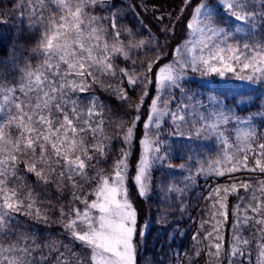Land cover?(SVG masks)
Returning a JSON list of instances; mask_svg holds the SVG:
<instances>
[{"label":"snow or ice","instance_id":"1","mask_svg":"<svg viewBox=\"0 0 264 264\" xmlns=\"http://www.w3.org/2000/svg\"><path fill=\"white\" fill-rule=\"evenodd\" d=\"M191 3L192 0H183L181 12ZM216 5L228 20L235 22L237 36L247 32L240 39L249 42H244L242 47L229 43L234 34L213 19ZM100 9L110 15H96ZM114 9L110 0H18L15 3L21 30H40L38 47L33 52L41 60L35 67L28 63L23 69H14L21 73L15 83L0 79V264H135L136 237L143 238L145 233L143 229L137 232V211L129 199L128 181L131 179L136 185L139 196H146L152 165L164 159L159 155L161 121L170 116L176 127L173 134L179 135L184 133L177 122L189 123L180 115L186 113L187 104L177 103L176 111L170 108L175 96L169 90L179 88L184 93L181 80L187 69L201 76L214 74L223 78L233 73L240 80L264 82V0H215V5L200 0L192 10L187 28L194 37L199 34L205 39L186 40L183 48L173 49V60L163 64L166 53L158 41L159 51L148 56L145 49L151 50L148 46L153 43L152 38L137 39L140 34L123 26L120 13ZM141 26L147 27L143 22ZM258 28L262 35L255 39ZM141 51L144 58L138 60ZM121 58L125 67H119ZM138 62L140 68L136 67ZM141 84L144 87L133 119L120 121L112 135L105 131L109 121L105 119L106 107L102 101L94 94L87 105L74 98L77 93H92L99 87L132 107L128 89L135 91ZM152 84L156 95L145 114V132L140 139L142 152L135 175L130 177V148L137 122L141 120L140 108ZM212 102L216 103L215 98ZM232 118L237 123L244 122L238 116ZM228 120L224 112H214L208 116L201 114L196 122L199 127L189 123L190 137L212 134L221 145L215 159L205 161L207 167L202 164L197 175L227 176L234 181L227 186L218 185L206 198L213 199V203L209 220L202 221L201 227L218 217L227 219V212L222 210L227 208L229 194H237L245 203L235 207L229 248H224L221 221L205 233V248L195 249L193 256L206 254L209 258L206 264H212L213 260L217 264H223L224 260L236 264L235 257L250 258L256 251V264H264V179L252 183L240 181L234 175L247 171L264 176V136L249 126L236 129L233 140L226 130L219 128L221 122L227 124ZM121 136L123 145L111 172L101 169L90 173L93 162L108 157L112 141ZM152 136L156 139H151ZM21 171L34 175L36 182L45 187L53 184L60 192L72 190L71 203L58 208V219L73 246H83L85 255L59 241L41 246L30 231L17 230L13 223L17 213L38 223L50 219L49 210H42L38 194L27 184ZM86 184H94L91 192H83ZM240 189L244 195H240ZM167 190L183 191L174 185ZM90 196L95 199H89ZM77 202L84 205L83 210L76 206ZM250 228L255 230L246 239L242 230ZM193 239L198 240V235Z\"/></svg>","mask_w":264,"mask_h":264},{"label":"trees","instance_id":"2","mask_svg":"<svg viewBox=\"0 0 264 264\" xmlns=\"http://www.w3.org/2000/svg\"><path fill=\"white\" fill-rule=\"evenodd\" d=\"M208 0H205V2ZM200 0H192L190 6L181 12L184 7L183 0H110L111 4L115 5L114 11L120 13V23L123 26L131 27L134 32L140 34L137 39L152 38L153 43L148 47L151 48L147 51L148 56H153L155 52L159 51L157 48V41L163 52L166 53L161 63H168L173 60V49L177 46L183 48L187 40L189 29L187 24L191 19L192 10L197 6ZM4 2L0 0V7H3ZM96 15L108 16L110 13L105 9L97 10ZM162 17V19H158ZM179 17V18H178ZM141 22L147 25L142 28ZM167 29V31H165ZM38 47V42L30 31L7 29L5 27V20L0 15V79L7 80L10 84L19 80L21 73L14 71V69H23L26 64L30 63L35 67L41 60L38 53L33 52V49ZM135 58V57H134ZM144 58V51L140 52L138 60ZM123 58L120 59L119 67H125ZM127 66L131 70V61L127 62ZM140 68L139 62L136 65ZM4 72L7 74L4 75ZM125 79V84H126ZM117 81H113V84ZM143 84L139 85L135 91L131 88L128 89L130 96L129 107L128 102H122L115 98L114 94L104 92L99 87L92 90V93L80 94L77 93L76 97L79 98L83 105H87L91 96L94 94L106 107L105 119L109 121L105 131L112 135L116 129V125L120 121L130 122L134 116V108L139 103V97L143 89ZM149 96L145 98L144 105L140 108L141 120L137 122L133 142L130 148L131 155L128 157L130 177L135 175V167L141 154L140 139L143 137L144 121L147 119L145 115L148 111V105L155 94V85H149ZM126 131V128H125ZM113 148L111 153L106 158H98L99 163L93 162L94 167L90 169L91 172L104 170L105 173L111 172L112 165L120 154V149L123 145L122 136L119 140L112 141ZM127 150V146H125ZM21 168L23 166L21 165ZM27 184L33 189L34 193L39 196L42 210L48 209L50 217L47 223H38L34 219L29 218L23 214L17 213L14 216L13 223L17 226L19 232H31L37 239L39 244L43 246L45 243L59 241L63 244H68L73 248V251L83 256L86 250L83 246H73V242L69 239V234L65 232L62 224L59 222L58 208L61 204L66 207L71 203V189H65L63 192L57 190L55 185L50 184L45 187L36 182L34 175L21 171ZM240 181H250L255 183L257 180L264 179L258 173H249L241 171L234 174ZM234 181L229 177H212L206 181H199V185L193 189L188 198V215L186 218L170 224L165 233L156 236L151 226L146 228L141 227L144 220L150 217L149 201L146 196L141 197L137 194L136 185L131 179L128 181V194L133 207L137 211V232L143 229L145 236L141 238L139 235L136 237V260L135 264H206L208 256L201 255L194 257V250L204 249L207 241L203 239L205 233L210 231L213 225H218L223 221L221 227V234L225 238L224 248L228 249L230 242L233 238L235 221V207L245 203L239 199L235 193L229 194L226 200L227 219L218 217L217 220L211 221L201 227L202 221L209 220V212L213 199H206L212 193L213 189L219 186H227ZM94 184H86L83 187V192H91ZM214 195V194H213ZM223 195V193H221ZM240 195H244L243 189H240ZM89 199H95L90 196ZM76 206L83 210L84 205L77 202ZM233 207V208H232ZM57 209L52 211V209ZM254 228L242 230L244 238H250ZM198 235V240H194L193 236ZM254 247V245H253ZM47 254V249H44ZM39 253H37V257ZM256 251H253L251 257L248 258L237 256L235 257L236 264H256ZM212 264H217L215 260ZM223 264H228L224 260Z\"/></svg>","mask_w":264,"mask_h":264},{"label":"rangeland","instance_id":"3","mask_svg":"<svg viewBox=\"0 0 264 264\" xmlns=\"http://www.w3.org/2000/svg\"><path fill=\"white\" fill-rule=\"evenodd\" d=\"M2 2H4V6L0 7V15L5 20V27L20 31V13L14 10L18 0H2ZM206 2L215 5V0ZM218 7L216 5L213 8V19L233 32L234 35L230 37L229 43L239 44L242 47L244 42H249L246 39H240V37L247 36L246 31L239 33L238 36L235 34V22L228 20L224 12L217 10ZM28 31L39 42L40 30L30 28ZM261 35L258 28L255 39H259ZM189 39L203 40L205 36L197 34L194 37L189 30L187 40ZM197 54H199L198 51ZM181 84L184 89L183 94L179 88L169 90L175 96V101L170 105V108L176 111L177 103L187 104L186 113L181 112L180 115H184L186 121L193 126L199 127L196 122L201 114L208 116L210 113L224 112L229 116V120L227 124L221 122L219 128L226 130L231 139H235L236 129H245L249 126L264 136V82L240 80L235 78L233 73H227L223 78L214 74L201 76L200 73H193L187 69ZM212 98H215L216 103L212 102ZM233 116L240 117L244 122L237 123L232 118ZM215 119L214 117L213 120ZM177 123L180 124V131H183L184 135L173 134L176 127L170 116L161 121L159 155L164 159L155 161L151 168L150 187L146 195L150 204L148 207L150 217L143 221L141 227L151 226L156 236L163 235L170 224L187 217L188 198L193 189L199 185V181L203 182L215 177L197 175L198 169L202 164L207 167L204 162L215 159L221 146L215 135L208 134L197 138L193 134L190 137L188 134L189 123L179 121ZM152 127L155 131V124ZM151 139L155 140L156 137L152 136ZM169 164L174 167L169 168ZM180 165H184V167L181 168ZM189 176L193 177V180L186 179ZM173 185L183 191L169 192L168 187Z\"/></svg>","mask_w":264,"mask_h":264}]
</instances>
